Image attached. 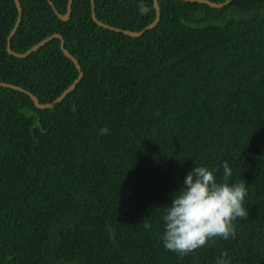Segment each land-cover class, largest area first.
<instances>
[{
  "label": "trees",
  "instance_id": "trees-1",
  "mask_svg": "<svg viewBox=\"0 0 264 264\" xmlns=\"http://www.w3.org/2000/svg\"><path fill=\"white\" fill-rule=\"evenodd\" d=\"M19 2L12 50L59 33L82 77L43 108L0 85V264H216L222 253L264 264V0H158L159 20L138 36L97 25L90 0H72L66 21L48 0ZM93 11L130 31L155 18L153 0H93ZM16 18L0 0V81L53 101L79 70L58 38L9 54ZM225 161L230 182L246 183L248 219L234 239L183 258L166 250L173 193L195 165L219 179Z\"/></svg>",
  "mask_w": 264,
  "mask_h": 264
},
{
  "label": "clouds",
  "instance_id": "clouds-1",
  "mask_svg": "<svg viewBox=\"0 0 264 264\" xmlns=\"http://www.w3.org/2000/svg\"><path fill=\"white\" fill-rule=\"evenodd\" d=\"M147 9L140 5V12ZM11 31V30H10ZM12 49V48H11ZM14 51V50H13ZM100 129V134L108 133ZM219 169L198 166L189 171L178 191L171 198L163 214V246L181 258L209 246L217 239H234L237 219H248L245 198L248 189L244 180L231 183L233 169L227 161ZM216 264H230L227 253L217 258Z\"/></svg>",
  "mask_w": 264,
  "mask_h": 264
},
{
  "label": "water",
  "instance_id": "water-1",
  "mask_svg": "<svg viewBox=\"0 0 264 264\" xmlns=\"http://www.w3.org/2000/svg\"><path fill=\"white\" fill-rule=\"evenodd\" d=\"M13 1L15 3L16 9H17V18L15 20V23H14L11 31L9 32V34L7 36V43H6L7 52L9 54H11V55L16 56V57L24 58L27 55H29L31 52L38 50L40 47H42L44 44H46L47 42H49L53 38H58L60 40V48L62 49L63 53L73 61V63L75 64L76 69H78L79 72H78L77 77L73 80V82L70 85H68L61 92V94L59 96H57L53 101L46 102V103H41L39 101V99L32 92H30V91H28V90H26V89H24V88H22V87H20L18 85L6 83V82H1V81H0V85L1 86H5V87H9V88H12V89H16V90H19L21 92L26 93L27 95L30 96V98L32 99V101L34 102L36 107H39V108L50 107V106L54 105V103H56V102L60 101L61 99H63L67 95V93L69 91H71V90H73L75 88L76 84L79 82V80L82 77V71H80V65H79L76 57L65 48L64 38L59 33H53V34L43 38L41 41H39L35 45L31 46L27 51H25L23 53H18V52L13 51L11 49V45H10L11 37L13 36L15 31L17 30V28H18V26L20 24V21L22 19V8H21V5H20V2H19V0H13ZM90 1H91V9H92L91 17L97 23V25L102 26L104 28L112 29V30H115V31H122V32H124L126 34L133 35V36H138V35L142 34L146 29H149V28L153 27L156 24V22L159 20V18H160L158 0H153V6H154V9H155V18L153 19V21L150 24H148L142 30H140V31H130V30H127V29L113 27V26H110V25L100 21L99 19H97L96 15H95V12L93 11V0H90ZM191 1L204 2V3H207L208 5H210L212 7H222V6L230 3L232 0H225L224 2H214V1H211V0H191ZM48 2L51 5V7L54 9V12L57 14V16L61 20L66 21V20L69 19L70 14H71L72 0H68L67 1L66 11L64 13H59L55 9L53 3L50 0H48Z\"/></svg>",
  "mask_w": 264,
  "mask_h": 264
}]
</instances>
